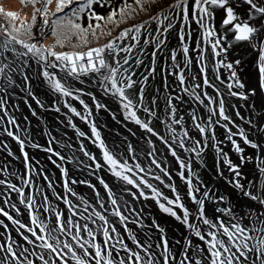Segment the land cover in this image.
<instances>
[{
  "label": "snow or ice",
  "instance_id": "1",
  "mask_svg": "<svg viewBox=\"0 0 264 264\" xmlns=\"http://www.w3.org/2000/svg\"><path fill=\"white\" fill-rule=\"evenodd\" d=\"M242 3L245 8L241 12L239 11L241 0H194L191 8L188 0H174L170 4L166 3V0L165 3H161V0H20L22 9L29 10L22 17L17 11L6 10L0 0V81H2L0 91L18 86L14 80V74H20L25 82H29L26 70L32 68L34 64L37 77H42V82L47 84L51 92L58 94V97H71L74 100H79L84 107V112L90 116L92 113L89 106L80 99V95L85 93L82 89L73 87L70 80L83 83V77H91L105 94L118 98L125 120L133 122L143 132L156 137L167 147L168 152L179 165L177 175L186 184V195L196 206L195 213L185 205L175 185L166 184L159 176L152 177L159 180L165 187L170 188L172 197L169 198L154 187L148 179L138 175V173L145 172V169L138 162L130 164V160L138 159L136 149L131 143L127 145L126 149L128 158L110 150L94 122L89 123L91 137L94 138L92 143L100 150L102 162L86 151L83 145H81L80 151L92 161L95 169H104L110 172L117 181L122 182L123 190L133 199L143 197L147 200L151 198L162 213L185 225L202 242L193 249L191 240L185 238L180 253H174L169 247L167 238L163 235L164 229L153 221V225L162 233L161 243L155 245V249H158L159 253L153 250L151 244H142L125 224L127 217L123 215V211L127 210V201H124L125 207L121 209L120 201L124 200L123 196L118 201L113 188L102 177H97V179L107 193V203L101 202L99 191L88 181L73 179L71 184L82 183L92 188L96 192V201L101 209L107 211V205L110 204L112 206L111 215L117 217L119 223L124 225V231L128 232L127 239L131 240L135 248L125 243V239L121 237L116 227H109L111 222L101 211L93 208L88 216H83L85 223L81 225L73 219L77 215L76 206L67 196H57V199H62L63 203L68 206V212L71 214L65 218L58 208L51 206L47 196L43 197L44 205L41 206L43 209L41 212L34 207L36 201L33 196L27 195L23 188L17 187L14 183L7 182V188L17 193L19 203L24 205L27 210L28 222L14 218L4 208H0V216L6 217L18 237L14 238L9 225L0 220V227L4 229L3 232H0V237H3V240L0 241V253H3L0 264H36V261H39L40 264H193V262L194 264H264V0H242ZM217 10H221L223 13L219 29L213 24ZM181 14L185 22L191 16L203 30L204 42L211 43L213 56L220 58L217 59L215 67L229 70L231 82L227 84L228 94L245 102L250 98L259 97V104L254 99L250 106L252 114L249 118L245 119L239 111L236 112L237 117L243 120L249 128L255 130L251 133L255 139H250V133L227 115L223 99L219 101L218 112L216 109L210 110L206 125L197 122V117L192 114L194 128L202 137L207 136L209 129L212 128V116L217 117L215 123L225 129V139L230 142L232 150L239 155L240 163H233L229 154L218 146L222 141H217L214 129L211 137L212 147L216 150L217 156L222 157L223 165L233 174L234 178L229 183L243 197L258 203L261 206L259 210H250L237 216L229 202L227 207H215L214 213L219 215L209 218L206 214V201L223 203L225 197L222 195L217 197L215 193L203 191L198 178L194 187L191 161L181 159L173 147V144H176L177 136L172 125H182L183 117L175 118L177 109L172 103V98L170 97L166 102V107L170 109L169 120L171 121L170 124H166V127L172 136V144H169L168 140L160 136L151 126V118H158V116L150 107L144 106V89L140 88L139 90L138 104L132 98L131 93L139 82L133 79L134 73L129 74V68H126L125 65H129L132 60L134 49H139L143 53L144 49L140 47V42L145 32H148V37L143 39V44L147 46L154 43L156 47H160L165 41L154 40L149 26L155 24L156 32L162 31L167 34L175 27L173 21L176 16ZM122 25H127V27L121 28ZM229 35L235 42H246L256 54L257 79L251 86L241 81L234 70V64L239 65L241 61L236 60L233 63L226 60L228 51L232 47V43L228 41ZM49 39L52 42L45 43ZM184 39L183 28H181V42ZM57 48L61 50L57 51ZM183 52L185 56L188 55L187 46L183 47ZM222 54L223 58H221ZM151 55L154 63L156 53L153 52ZM171 58L175 65V51L172 52ZM200 59L202 60L204 57L201 55ZM141 63L140 59L135 60L136 66ZM153 71H155L154 68ZM204 71L205 67L202 66L200 72ZM215 78L220 80L219 75ZM147 79V76L144 77V81ZM178 79L180 84L184 85L183 73L179 75ZM193 79L196 78L193 77ZM203 83L205 86L214 87L206 78ZM199 87V84L194 85V88ZM184 90L188 91L187 88ZM216 93L218 96L222 95L219 89H216ZM86 94L92 97L97 111L107 110V106L97 101L95 96L91 93ZM28 95L40 107L44 106L31 91L30 84ZM188 95L193 96L197 101L200 100L199 95H193L191 92ZM205 97L208 104L216 103L206 94ZM152 103L155 104V100ZM3 107L4 102L0 100V108ZM64 107L88 122L87 116L81 115L75 107L68 103H64ZM138 107L147 115L148 119L142 120L138 116ZM55 111L59 112L60 109L56 107ZM32 114L36 115L35 111ZM113 118L115 119L114 115ZM161 122L166 123L165 121ZM8 123L17 125L16 120L12 117H9ZM69 124H71V120H69ZM233 128L236 130L233 131ZM17 131H19L18 125ZM5 132L19 144L24 168L31 174L33 167L25 150L26 138L22 139L7 128H5ZM77 135L84 136L85 134L77 130ZM236 136H239L243 145L256 150L255 169L257 175L248 181L247 187L241 182L244 178L241 166L252 158L244 155L245 149L237 142ZM185 140H192L193 146L187 147ZM147 143L153 149L147 154L152 157L151 164L160 169L164 176L170 180L169 171L162 168L155 158L153 140L148 139ZM28 144L34 149L41 148L39 144L31 141H28ZM205 146L204 141L191 137L186 130H181L178 144L180 149L190 154L194 153L199 158ZM43 151L54 156L60 155L54 152L51 146L43 148ZM9 155L13 154L9 152ZM60 159L65 158L60 156ZM53 162L55 163V161ZM57 167L61 174L67 178V170L60 165ZM185 170H187V175H185ZM220 174L223 175V170H220ZM17 178L25 185L29 183V180H25L23 176ZM257 181H260L259 184ZM5 183V180L0 179V185ZM126 186H131V188ZM63 187L65 192H71L73 196L77 195L70 188L67 179H65ZM133 188L137 189V192H132ZM145 189L151 190V197L146 194ZM197 194L203 198H199ZM4 203L8 204V200L5 199ZM85 204L84 210L87 211L86 201ZM10 207L15 209L17 217L20 216V209L16 204L13 203ZM176 209L182 215L178 214ZM44 213L48 214L47 219L44 217ZM53 213L55 214L54 219H52ZM193 215L197 221L196 224L190 222V217ZM93 216L103 224L101 228L102 240L87 223ZM225 216L228 217V221L222 218ZM245 218L249 220L251 226H245L243 223ZM92 223H95V220H92ZM257 224L259 227L256 226ZM200 225L205 227L202 228ZM140 226L143 227L142 224ZM61 236L65 238L62 239ZM121 253L125 255L122 256ZM141 253H144V256ZM178 255L179 260L177 259Z\"/></svg>",
  "mask_w": 264,
  "mask_h": 264
},
{
  "label": "rangeland",
  "instance_id": "2",
  "mask_svg": "<svg viewBox=\"0 0 264 264\" xmlns=\"http://www.w3.org/2000/svg\"><path fill=\"white\" fill-rule=\"evenodd\" d=\"M2 2L6 10L17 11L22 17L29 11L22 9L19 0H2ZM173 2L174 0H166L168 4ZM188 2L191 8L194 0H188ZM161 3H165V0H161ZM244 8V5H241L239 11H243ZM222 17V11L217 10L215 20L213 21L217 29L220 28ZM143 18L146 19L147 17ZM173 23L175 27L167 34H164L162 31L159 33L156 32V25H150L149 31H151L154 40H164V44L160 45V47H156L154 43L145 46L143 44V39L148 37V32H145L140 42V47L144 49L143 53H141L139 49H134L132 60H130L129 65H125L126 68H129V74L134 73L133 79L139 82L131 93L132 98L134 102L138 104L139 90L140 88L144 89V106L150 107L158 116V118H151V126L160 136L167 139L169 144H172V136L166 124H170L171 121L169 120L170 109L166 107V102L170 97L172 98V103L177 109L175 118L180 119L183 117L182 125H172L177 136L176 144H173V147L181 159L191 161L194 187L196 186L198 178L203 191L215 193L217 197L221 195L225 197V202L223 203L219 201L215 203L206 201V214L209 218L213 215H219L214 213L215 207H227L229 206V202L237 216L245 214L250 210H259L261 206L258 205V203L243 197V195L229 183V181L234 178L233 174L223 165L222 157L217 156L216 150L212 147L213 141L211 137L214 129L217 141H222L218 146L229 154V158L233 163H240L239 155L232 150L230 142L225 139V129L222 128L220 124L215 123L217 117L212 116V128L209 129L207 136L204 137L198 134L192 120V114H195L197 122L206 125L208 123L210 110L216 109L218 112L219 101L223 99L227 115H229L237 125L248 129L249 126L236 116V112L239 111L241 116L245 119L249 118L252 114L250 107L252 100L249 99L245 102L238 97H232L228 94L227 84L231 82L229 80V70L222 67H215L217 59L220 58L213 56L211 43L204 42L202 36L203 30L195 19H192L190 16L189 20L185 22L181 14L176 16ZM123 27H127V25H122L121 28ZM181 28H183L185 36L183 42L180 40ZM228 41L232 43V47L229 49L226 56L227 62L234 63L236 60L244 62L246 59L245 55H247L249 51V47L246 46L247 43L235 42L232 40L231 35H229ZM51 42L50 39L46 41V43ZM184 46H187L189 49L187 56H185L183 52ZM56 50L60 51L61 49L57 48ZM173 51L176 52L175 65L171 58ZM153 52L156 53L154 63L151 55ZM201 55L204 57L202 60L200 59ZM221 58H223V54ZM136 59L142 61L139 66L135 65ZM189 61L190 63H188ZM202 66L205 67L203 73L200 72ZM235 66L234 64V70L236 69V71L239 72ZM237 66L239 68L241 67V65ZM153 68L155 71H153ZM26 71L29 82H25L20 74H14V80L18 86L9 87L6 91H0V100L4 102V107L0 108V179L6 181L4 185H0V208H4L14 218H19L24 222H28L27 210L24 205L19 203L17 193L7 188V182L14 183L17 187L23 188L27 195L33 196L36 201L34 207L41 212L43 211L41 206L44 205L43 197L47 196L51 206L53 208H58L65 218L71 214L68 212V206L63 203L62 199H57V196H67L76 206L75 210L77 215L73 217V219L76 220L77 223L83 225L85 223L83 216H88L92 209L95 208L101 211L111 222L109 227H116L121 237L125 239V243L135 248L131 240L127 239L128 232L124 231V225L119 223L117 217L111 215L112 206L108 204L107 211L101 209L96 201V192L93 191L92 188L82 183L71 184L73 179L77 181H88L99 191L101 202L107 203V193L97 179V177H102L109 186L113 188L118 201H120V197L123 196L124 200L120 201L121 209H124V201H127V210L123 211V215L127 217L125 224L128 230L133 233L142 244H151L153 250L159 253V250L155 249V245L161 243L160 237L162 233L153 225V221H155L160 228L164 229L163 235L167 238L169 247L174 253H180L185 238L191 240L193 249H195L196 245L202 244L185 225L175 218L162 213L156 202L151 198L147 200L143 197L133 199L131 195L123 190L124 186H122V182L117 181L111 176L110 172L104 169H95L92 161L80 151V147L83 145L86 151L95 156L98 161L102 162L100 150L92 143L94 138L91 137L89 123L94 122L101 133V137L110 150L116 151L125 158H128L126 149L127 145L131 143L136 149V156L138 159L130 160V164L138 162L145 169V172L138 173V175L148 179L154 187L169 198L172 197L170 188L165 187L159 180L153 179L152 177L159 176L166 184L175 185L185 205L195 213L196 206L186 195V184L180 179L179 175H177L179 165L176 159L171 156L167 147L162 144L159 139L143 132V130L139 129L133 122L124 119L123 110L118 98L110 94H105L91 77H83V83L70 80L73 87L80 88L85 93L83 95L77 93V95H80V99L84 100L85 104L89 106L92 115L87 116L79 100H74L71 97H58V94L51 92L47 84L42 82V77H37L34 64L32 68ZM181 73H183L185 77L184 85H181L178 79ZM217 75L220 76V80L215 78ZM146 76L148 79L144 81V77ZM248 76H250V74ZM193 77L196 79H193ZM205 78L211 85H214V87L205 86L203 83ZM0 83H2V81H0ZM29 84L31 91L40 99L41 103L44 105L43 107H40L36 101L28 95ZM196 84H199L200 87L194 88ZM246 85L251 86L247 81ZM185 88L188 89L187 92H185ZM216 89H219L222 95L218 96ZM189 92L193 93V95H199L200 100L197 101L193 96L188 95ZM86 93H91L96 97L97 101L105 104L107 110L101 109L97 111L92 102V97ZM205 94L207 97H211L216 103L208 104ZM153 100H155V104L152 103ZM25 101H27V103H25ZM64 103H68L72 107H75L77 112L81 113V115L87 116L88 122L81 119L80 116H76L69 112L68 109L64 107ZM56 107L60 109L59 112L55 111ZM33 111H35L36 115L32 114ZM137 112L142 120L148 119L147 115L141 111L139 107L137 108ZM9 117L16 120L19 131H17V125L8 123ZM69 120H71V124H69ZM161 121H165L166 123H162ZM221 123L224 122L221 121ZM73 125H75V127H73ZM5 128L13 131L22 139L26 138L25 150L30 157L33 167V172L31 174L24 168L23 155L20 152L19 144L6 134ZM182 129L186 130L191 137L205 142L206 146L203 148L199 158L196 157L194 153H187L178 147ZM77 130L83 132L85 135H77ZM235 130L236 129L233 128V131ZM249 133L251 135V132ZM148 139L153 140L155 158L161 164L162 168L169 171V175L171 176L170 180L168 177L164 176L160 169H157L155 165L151 164L152 157L147 154L153 149L148 145ZM235 139L242 147L244 146V155L246 157H251L248 154V146L243 145L239 136H236ZM28 141L39 144L41 148L34 149L30 147ZM185 144L187 147L193 146L192 140H185ZM49 146L52 147L54 152L60 155L54 156L51 153L43 151V148ZM9 152L13 155L10 156ZM50 156L51 159H49ZM60 156H63L65 159L61 160ZM53 161H55V163ZM253 162L255 161L250 160L248 163L241 166V172L244 177L241 182L245 184L246 187L248 181L252 180L254 176L257 175V171L255 174L253 172ZM57 165L67 170V178L61 174ZM220 170H223V175L220 174ZM185 175H187V170H185ZM18 176H23L25 180H29V183L26 185L23 184L22 181L17 178ZM45 177H47V179H45ZM65 179L68 180L70 188L77 194L76 196H73L71 192L64 191L63 185ZM259 182L260 181H257L258 184ZM49 185H51V187H49ZM126 187L131 188V186ZM131 191L137 192V189L133 188ZM145 192L151 197L150 189H145ZM197 195L199 198H203L200 197L199 194ZM5 199L8 200V204L4 203ZM85 201L88 206L87 211L84 210L86 207ZM13 203L20 209V216L18 217L15 209L10 207ZM176 210L178 214L182 215L178 209ZM54 215L53 213L52 219H54ZM44 217L47 219L48 214L44 213ZM222 218L228 221V217L225 216ZM0 220L7 223L11 229V235L14 238H18L15 229L12 228L11 223L7 221L6 217L0 216ZM92 220H95V223H92ZM190 222L193 224L197 223L194 215L190 217ZM87 223L89 227L97 233L99 239L102 240V222L95 219L93 216ZM243 223L245 226H251L247 218L244 219ZM141 224L143 227L140 226ZM200 226L202 228L205 227L203 225ZM256 226L259 227V224ZM3 231L4 229L0 227V232ZM61 238L64 239L65 237L61 236ZM2 240L3 237H0V241ZM177 241H179V243H177ZM121 255L123 256L125 254L121 253ZM141 255L144 256V253H141ZM2 257L3 253H0V258ZM177 259L179 260V255ZM36 264H40V262L36 261Z\"/></svg>",
  "mask_w": 264,
  "mask_h": 264
},
{
  "label": "flooded vegetation",
  "instance_id": "3",
  "mask_svg": "<svg viewBox=\"0 0 264 264\" xmlns=\"http://www.w3.org/2000/svg\"><path fill=\"white\" fill-rule=\"evenodd\" d=\"M241 5H243V3H242V0H241ZM245 7V6H244ZM242 12V11H241ZM246 46H248V45H246ZM249 47V46H248ZM245 57H246V59H245V61L243 62V61H241V63L239 64V65H241V67L239 68L237 65L235 66L238 70H239V72L238 71H236V69H235V71L237 72V74H238V77H239V79L241 80V81H243V82H245L246 83V81L247 82H249V84H253L254 82H255V80L257 79V70H256V68H255V60H256V54H255V52L253 51V50H251L250 49V47H249V51H248V54L247 55H245ZM250 74V76H248ZM245 75H247V76H245ZM259 97H256V98H250V100H252V103H253V100L255 99L256 100V102H257V104H259V99H258ZM252 103H251V105H252ZM251 112H252V108H251ZM245 129V131L247 130V132H251V133H253L255 130L254 129H251V128H248V129H246V128H244ZM250 139H255V136L254 135H250ZM242 146V145H241ZM247 146V145H246ZM244 147V146H243ZM248 149H249V155L251 156V160L252 161H255V162H253L254 164H253V169H254V174H255V172L257 171L256 169H255V164H256V156H255V153H256V150H254V149H251L250 147H248Z\"/></svg>",
  "mask_w": 264,
  "mask_h": 264
},
{
  "label": "trees",
  "instance_id": "4",
  "mask_svg": "<svg viewBox=\"0 0 264 264\" xmlns=\"http://www.w3.org/2000/svg\"><path fill=\"white\" fill-rule=\"evenodd\" d=\"M19 2H20V0H19ZM46 43V42H45Z\"/></svg>",
  "mask_w": 264,
  "mask_h": 264
},
{
  "label": "bare ground",
  "instance_id": "5",
  "mask_svg": "<svg viewBox=\"0 0 264 264\" xmlns=\"http://www.w3.org/2000/svg\"><path fill=\"white\" fill-rule=\"evenodd\" d=\"M15 5V4H14Z\"/></svg>",
  "mask_w": 264,
  "mask_h": 264
}]
</instances>
